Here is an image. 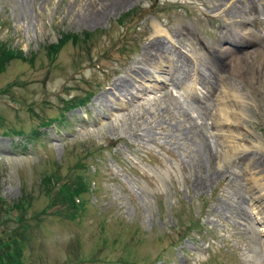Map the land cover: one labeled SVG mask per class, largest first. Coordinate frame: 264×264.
<instances>
[{
    "label": "rangeland",
    "instance_id": "rangeland-1",
    "mask_svg": "<svg viewBox=\"0 0 264 264\" xmlns=\"http://www.w3.org/2000/svg\"><path fill=\"white\" fill-rule=\"evenodd\" d=\"M225 1L128 0L79 22L89 0H0V264H264L250 196L264 174L247 159L264 164V15L242 38ZM156 33L237 90L202 99L192 79L196 91L137 78ZM215 170L227 179L197 185Z\"/></svg>",
    "mask_w": 264,
    "mask_h": 264
},
{
    "label": "bare ground",
    "instance_id": "bare-ground-1",
    "mask_svg": "<svg viewBox=\"0 0 264 264\" xmlns=\"http://www.w3.org/2000/svg\"><path fill=\"white\" fill-rule=\"evenodd\" d=\"M96 2L97 1L94 2L93 0H89V2L86 3L87 6L85 5L84 8L86 10L89 9V11H91V12L88 13L89 11H87V13H85V11L83 9L84 12L82 13V15L78 14L79 15L78 16L79 22H82V21L84 22L85 20L90 21V22L91 21L92 22L93 21L94 22H98V21L100 22V20L103 18V16L108 14L109 11L116 9V8H119L123 4L127 3L128 0H102L101 1L102 3L99 2L98 4ZM225 3L226 4H224V3L222 4V6L226 7V9L224 8V12H226V14L229 16L234 14V16H232V17H235V15H236V18H239L238 21H235V22H237L236 24L239 25V27H236L237 29L234 28L235 31L237 32V30L240 28L239 34H241L242 38H248V36L250 37V34L255 29L252 30L249 28V30H248V28L241 27V24L244 26L245 22H249V20L251 22H257V19L252 20V18H254L253 14L257 13V15H262V14L264 15V4L262 5V10L260 11L256 8L255 5L254 6L252 5L253 3L251 0H247V1L246 0H226ZM214 8H216V7H214ZM186 29H187L186 34H190L191 29H189L188 27H186ZM226 30H228V29L226 28ZM155 35L157 37H159L157 40L156 39H154V40L150 39V40L146 41L145 51H144L143 57L141 58V61H140V62L144 61L142 63V65H139V67H133L134 69L132 71H133V73L136 74V76H138L137 78L145 80V78H151L153 76L156 77V74L159 75V71H160V73L162 72V79H159L157 76V78H156L157 82L156 83L159 86H155L154 88H156V87L167 88L168 85H173L176 87H178V86L183 87V88L186 87L185 89H189L191 91L192 90L196 91L194 88V85L190 84V82H191L190 79H192V81L194 83L196 82L197 84L201 85L202 88L204 89V92H202V97H201L202 99L207 98L219 86L220 87L222 86L224 88L223 89L224 95H228L232 91L237 90L238 87L236 86V82L233 81V79L232 80L228 79V77L226 75H224L225 73H228L227 71H222L220 69L221 67L219 68L218 65L214 68V70L211 67V65H208V64L197 65V63H194L187 56H183L182 58H175L174 56H179L180 54H176L177 51L175 53H173L171 51L173 49L172 39L169 41L171 44H168L169 42L165 43L163 40L161 43L158 40H160V38H163V34L161 35L159 33H156ZM233 37H232V39L229 38V42L231 44H236L239 40H237L235 36H233ZM237 45H239V44H237ZM175 49H177V47ZM177 53H180V51H178ZM223 53H225L224 56L227 57V56H230V55L235 54L237 52L233 48L230 47L227 50H223ZM240 58L241 57L239 56V57L235 58L234 60H236V59L238 60ZM220 62H222V61H220ZM241 71H242V73L246 72L244 69H242ZM154 72H158V73H154ZM163 73H165L166 75H163ZM236 74H237V70L234 69V75H236ZM133 79L135 81V78H133ZM126 81L123 80L120 83L115 82L114 84H112V86L109 87V89L105 90V92L102 94L103 100H108V99H106V98H108L107 93H109L111 90H115V89L119 88L117 90H127L128 91V86L126 85ZM143 84H145V83H143ZM143 84L141 83V84H139V86H137L139 88V90H148L147 87H145V86L142 87ZM201 86H200V88H201ZM106 88H108V87H106ZM239 89H241V86H239ZM109 94L112 95L111 93H109ZM130 95H131V98L134 99L137 97L138 94L135 95L134 93H132V91H130ZM224 95H222V96H224ZM220 96H221V94H220ZM226 98L230 99V96H227ZM235 99H237V98H235ZM237 101H238V99H237ZM237 101H235V102H237ZM240 101H241V99H240ZM125 105H126V103H125ZM110 108H111L110 106L109 107L107 106L106 109L109 110ZM221 112H222V108H218V111L216 113L217 115L214 117L215 122H213V127H215L214 129L218 128L216 126L222 127L221 126L222 121H223L222 116L227 115L223 112H222L223 113V115H222ZM232 115H234V114L233 113L231 115L228 114V117H231ZM226 120H227V118H226ZM237 125H240V124H237ZM212 132H213V130H212ZM218 151H219V145L218 144L210 143L206 146L205 157L207 159V164L209 165V167L214 166ZM256 157H257V154H255L254 152H252V155L250 154L247 157V159L249 158V160H251L250 162H252V164L250 163L252 166L250 168L251 169L252 168H259L261 170V172L264 174V164L262 163L263 161L261 162ZM226 174H224V172H221L220 170L219 171L215 170L209 176L210 177L209 179H206L205 182L197 183V185H200V184L206 185V184H208L209 181L213 182L215 179L226 180L227 179ZM255 187L264 191V182L261 184V186L256 185ZM253 188L254 187L251 186V188H250V191H251L250 194L251 195L250 196H251V199L254 201V205L260 207V210L264 209V192L261 194L252 193V190H254ZM261 222L264 223V217L261 219Z\"/></svg>",
    "mask_w": 264,
    "mask_h": 264
},
{
    "label": "trees",
    "instance_id": "trees-1",
    "mask_svg": "<svg viewBox=\"0 0 264 264\" xmlns=\"http://www.w3.org/2000/svg\"><path fill=\"white\" fill-rule=\"evenodd\" d=\"M73 37H74L75 39L77 38V36H73ZM74 38H73V39H74ZM0 210H1V208H0Z\"/></svg>",
    "mask_w": 264,
    "mask_h": 264
}]
</instances>
